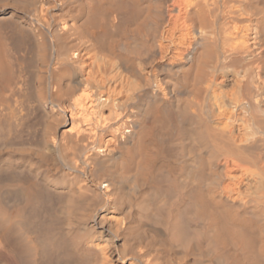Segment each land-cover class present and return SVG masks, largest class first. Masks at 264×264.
Listing matches in <instances>:
<instances>
[{
    "label": "bare ground",
    "instance_id": "6f19581e",
    "mask_svg": "<svg viewBox=\"0 0 264 264\" xmlns=\"http://www.w3.org/2000/svg\"><path fill=\"white\" fill-rule=\"evenodd\" d=\"M0 264H264V0H0Z\"/></svg>",
    "mask_w": 264,
    "mask_h": 264
}]
</instances>
